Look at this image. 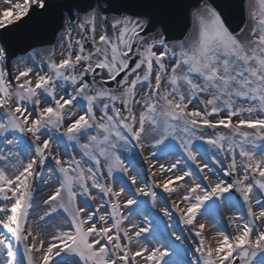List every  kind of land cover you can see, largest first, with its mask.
I'll return each mask as SVG.
<instances>
[{
    "label": "snow or ice",
    "instance_id": "snow-or-ice-1",
    "mask_svg": "<svg viewBox=\"0 0 264 264\" xmlns=\"http://www.w3.org/2000/svg\"><path fill=\"white\" fill-rule=\"evenodd\" d=\"M6 3L0 264H264V0Z\"/></svg>",
    "mask_w": 264,
    "mask_h": 264
},
{
    "label": "water",
    "instance_id": "water-1",
    "mask_svg": "<svg viewBox=\"0 0 264 264\" xmlns=\"http://www.w3.org/2000/svg\"><path fill=\"white\" fill-rule=\"evenodd\" d=\"M128 2H134V0H128ZM136 2L144 4V5H166V4H188V5H197L199 3V0H136ZM237 4H242V0H237ZM143 10L145 11H157V12H163L165 9L161 8H152V7H145ZM243 19L242 11L240 8L237 9L236 15H235V22L233 24V27H236L237 24H240ZM188 21L185 20L184 24L185 27L188 26ZM175 34V33H174ZM13 35L14 45L16 49L25 48L28 44H32L35 48H43L50 46L54 43L55 37H53L52 32L46 31V32H38L35 29H33L31 26L24 25L19 29H15ZM31 51V49H28ZM16 55H25L23 51H16ZM39 178L36 180V188L38 184ZM237 199H239V195L237 194ZM243 202L242 200H240ZM239 264V261L237 262Z\"/></svg>",
    "mask_w": 264,
    "mask_h": 264
},
{
    "label": "rangeland",
    "instance_id": "rangeland-1",
    "mask_svg": "<svg viewBox=\"0 0 264 264\" xmlns=\"http://www.w3.org/2000/svg\"><path fill=\"white\" fill-rule=\"evenodd\" d=\"M7 7V3H6V0H0V12H2L3 10H5V8ZM58 42V41H57ZM49 47H46L45 49H47ZM59 54H58V51H57V58H58ZM23 66V65H21ZM259 150H264V145H261L260 146V149ZM145 155H147V153H145ZM63 158H67V157H63ZM200 157L198 156V159ZM51 173L49 172L48 170V166H46L45 168V172L43 173L42 177H41V181H40V185L38 187V189L36 190V201L37 203H42V199L43 198H47V196L50 194L51 192V187L49 186V177H50ZM160 207H163L164 205L163 204H160L159 205ZM235 211V210H234ZM39 214V212L37 213ZM232 213H228L226 212L224 215H225V222H227V217L229 215H231ZM238 214H245L246 215V209L244 206H239V212ZM140 217H138L139 219ZM206 223L209 225V227H207L208 231H207V235H208V238H209V241L210 242H214V238L216 237V231L211 229L210 225L212 224V221L211 220H208L206 221ZM173 227H176V228H182L183 225H173ZM233 229L231 227L228 228V231H232ZM206 231V230H205ZM258 260H262L264 261V254L258 258Z\"/></svg>",
    "mask_w": 264,
    "mask_h": 264
},
{
    "label": "bare ground",
    "instance_id": "bare-ground-1",
    "mask_svg": "<svg viewBox=\"0 0 264 264\" xmlns=\"http://www.w3.org/2000/svg\"><path fill=\"white\" fill-rule=\"evenodd\" d=\"M207 229H208V228L206 227V233H207V231H208ZM214 242H215V241H214ZM214 242H212V243H214Z\"/></svg>",
    "mask_w": 264,
    "mask_h": 264
}]
</instances>
